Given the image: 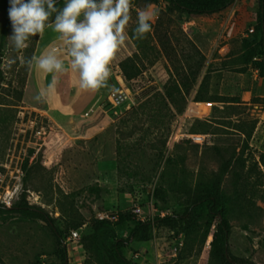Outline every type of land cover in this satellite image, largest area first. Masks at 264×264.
Masks as SVG:
<instances>
[{"label": "rangeland", "instance_id": "1", "mask_svg": "<svg viewBox=\"0 0 264 264\" xmlns=\"http://www.w3.org/2000/svg\"><path fill=\"white\" fill-rule=\"evenodd\" d=\"M132 4L129 40L117 59L132 57L141 72L129 80L112 62L109 86L128 89L124 90L128 97L120 103L110 87L91 91L80 86L79 73L71 68L69 45L54 30L55 19H49L43 34L31 36L20 50L9 40L11 26L0 65V202L12 206L25 197L42 207L62 229L69 264H101L94 242L98 219L148 220L183 211L174 199L162 205L153 197L168 157L175 159L177 169H186L191 181L203 183L213 180L230 159L221 195L231 229L229 249L241 263L264 264V85L255 62L232 63L243 40L254 34L250 29L255 25V8L243 33L223 29L209 35L201 49L206 59L199 82L185 103L179 100L182 112L172 106L176 112L172 118L165 112L154 117L156 107L141 108L164 91L162 81L173 69L163 45L178 46L180 57L182 48L185 55L191 53L184 34L207 28L212 15L198 16L204 21L190 24L188 14L181 19L170 10V0ZM149 4L159 12L152 31L137 40L136 14ZM8 6L9 0H0V30ZM48 55L60 59L63 70L40 69L37 60ZM207 71L202 89L207 101H196L194 95ZM191 102L209 103L208 111L188 114ZM193 133L206 134L207 141L194 142ZM160 151L163 157L158 159ZM96 183L101 192L89 193L87 187ZM209 220L204 216L191 235L157 226L151 240L133 241L125 254L139 264H216L210 255L215 226L204 239ZM78 223L82 226L75 228ZM131 227V223L116 225L117 234L127 237ZM58 250L45 223L17 214L0 219V257L5 264H61Z\"/></svg>", "mask_w": 264, "mask_h": 264}, {"label": "trees", "instance_id": "2", "mask_svg": "<svg viewBox=\"0 0 264 264\" xmlns=\"http://www.w3.org/2000/svg\"><path fill=\"white\" fill-rule=\"evenodd\" d=\"M136 1L132 0V2ZM234 2L235 0H170V10L178 12L181 19L184 14L210 16L226 10ZM63 3L64 0H56L57 8L59 9ZM255 5V25L252 27L254 34L243 40L242 48L235 55L232 63L243 65L255 62L259 75L264 77V0H256ZM55 16L56 13H53L49 19H55ZM11 26L7 9V18L0 30V65L5 55L7 38ZM184 37L191 49V53H187V55H185L182 48L180 52L182 55L180 57L178 46L172 44V42L163 45L168 59L171 58L169 60H171L173 69L169 71V77L165 81H162L164 91L155 93L141 107L143 109L145 107H156L153 111L154 117L161 116L165 112L166 115L173 118L176 112H182L183 106H178L179 100L185 103L199 82L206 57L190 36L184 34ZM113 63L121 66L124 76L129 80L136 78L141 72L140 67L130 56L119 60L116 55ZM207 79L208 71L201 78L196 90V94L194 95L196 101H207L202 95V89L205 87ZM172 106L176 112L172 109ZM166 142L167 138L162 140L163 146L166 145ZM119 148H121V144ZM157 156L158 159H161L163 151H160ZM261 159L264 163V153L261 155ZM231 165L232 160H226L219 174L209 183L201 181L193 182L187 175L186 169L182 167L177 169L175 159L168 157L159 180L155 185L153 197L156 200V204L160 203L162 205H166L171 199H174L183 205V211L148 220H141L131 216H119L116 221L105 218L98 219L94 229V242L100 251L101 264H139L128 258L125 254V249L129 248L133 241L143 242L151 240L155 235L157 226L168 227L173 234L184 232L186 235H191L198 222L204 216L210 217L204 232V239L208 238L212 227L215 226L210 241L212 261L216 264H255L247 261L241 263L231 254L229 249L231 229L229 220L221 208V195L224 176L230 170ZM122 170V162L119 159V176H121ZM87 191L99 194L101 186L98 183L91 184L87 187ZM12 214H17L23 220H38L45 223L51 229L57 242L61 264H69L68 247L65 243L62 229L56 225L55 219L45 209L40 206L31 205L25 197H22L21 200L12 206H7L0 202V219H7ZM215 219L217 220L215 221ZM128 223L132 224V227L129 229V235L127 237L119 236L116 225L121 226ZM81 226L82 224L78 223L75 228ZM0 264H5L1 257Z\"/></svg>", "mask_w": 264, "mask_h": 264}, {"label": "clouds", "instance_id": "3", "mask_svg": "<svg viewBox=\"0 0 264 264\" xmlns=\"http://www.w3.org/2000/svg\"><path fill=\"white\" fill-rule=\"evenodd\" d=\"M132 9V0H64L62 9L56 0H9V40L17 50L27 47L26 41L42 35L49 17L56 13L54 30L69 45L71 68L79 73L80 86L97 91L110 87L111 64L129 40ZM158 12L151 4L137 12L135 39H145L152 31ZM37 65L45 72L63 70V62L54 55L39 58ZM110 92L116 94L119 89L111 86Z\"/></svg>", "mask_w": 264, "mask_h": 264}, {"label": "crops", "instance_id": "4", "mask_svg": "<svg viewBox=\"0 0 264 264\" xmlns=\"http://www.w3.org/2000/svg\"><path fill=\"white\" fill-rule=\"evenodd\" d=\"M256 0H235L234 4L224 11L212 14L209 18L211 23L205 29H196L194 33L189 32V35L197 44V46L202 49L210 41V34L214 33V30L225 29L231 32V34L243 33L244 29L247 27L251 20V14L254 11ZM189 23L193 22H203L205 17H194L188 15ZM201 20V21H200ZM203 20V21H202ZM262 80V85H264V77H260Z\"/></svg>", "mask_w": 264, "mask_h": 264}, {"label": "built area", "instance_id": "5", "mask_svg": "<svg viewBox=\"0 0 264 264\" xmlns=\"http://www.w3.org/2000/svg\"><path fill=\"white\" fill-rule=\"evenodd\" d=\"M251 32H253V28L250 29ZM128 90L124 87V89L119 90L118 93L113 94V98L115 101L118 103L124 101L127 97L128 94L124 91ZM193 141L199 144H204L207 141V135L206 134H201V133H193L192 135Z\"/></svg>", "mask_w": 264, "mask_h": 264}, {"label": "bare ground", "instance_id": "6", "mask_svg": "<svg viewBox=\"0 0 264 264\" xmlns=\"http://www.w3.org/2000/svg\"><path fill=\"white\" fill-rule=\"evenodd\" d=\"M121 83L124 85V82L122 80H121ZM208 105H209V103H204V102H191L187 113L190 115H196V114H200L202 112H207L208 111Z\"/></svg>", "mask_w": 264, "mask_h": 264}]
</instances>
